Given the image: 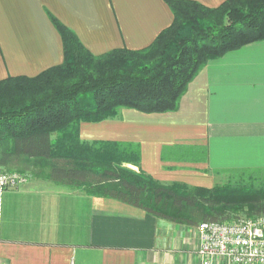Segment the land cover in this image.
I'll return each instance as SVG.
<instances>
[{
  "label": "crops",
  "instance_id": "1",
  "mask_svg": "<svg viewBox=\"0 0 264 264\" xmlns=\"http://www.w3.org/2000/svg\"><path fill=\"white\" fill-rule=\"evenodd\" d=\"M50 15L94 53L146 46L173 16L166 0H0V78L62 60ZM80 136L137 141L139 164L127 165L164 182L211 186L219 173L264 168V38L209 59L175 110L123 108L118 117L81 122ZM173 144L205 151L200 160L163 156ZM0 201V264H199L195 224L112 197L30 175Z\"/></svg>",
  "mask_w": 264,
  "mask_h": 264
},
{
  "label": "trees",
  "instance_id": "2",
  "mask_svg": "<svg viewBox=\"0 0 264 264\" xmlns=\"http://www.w3.org/2000/svg\"><path fill=\"white\" fill-rule=\"evenodd\" d=\"M171 22L141 48L94 53L50 15L62 60L34 75L0 78V169L11 166L89 194L112 197L174 222L264 213V168L234 169L212 186L164 182L139 164L137 141L80 136V124L123 108L175 110L187 83L212 58L264 38V0H166ZM203 147L173 144L162 155L200 160ZM168 157V156H167ZM19 164V166L17 165Z\"/></svg>",
  "mask_w": 264,
  "mask_h": 264
},
{
  "label": "built area",
  "instance_id": "3",
  "mask_svg": "<svg viewBox=\"0 0 264 264\" xmlns=\"http://www.w3.org/2000/svg\"><path fill=\"white\" fill-rule=\"evenodd\" d=\"M27 174L0 170V200L4 189L26 182ZM195 226L199 264H264V213L201 220Z\"/></svg>",
  "mask_w": 264,
  "mask_h": 264
},
{
  "label": "rangeland",
  "instance_id": "4",
  "mask_svg": "<svg viewBox=\"0 0 264 264\" xmlns=\"http://www.w3.org/2000/svg\"><path fill=\"white\" fill-rule=\"evenodd\" d=\"M18 166H19V164H17ZM0 170H6V169H0ZM7 171H18V172H22V173H28L27 174V176H28V179L30 178V173H29V171H19L18 169H15V167L14 166H11V168L9 169V170H7ZM229 174L230 173H219L218 175H217V178L214 180V183L212 184V185H215V184H221V183H223V182H226L228 179H229ZM211 185V186H212ZM238 216H242V215H244L245 214V212L244 211H238Z\"/></svg>",
  "mask_w": 264,
  "mask_h": 264
}]
</instances>
